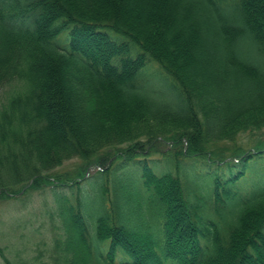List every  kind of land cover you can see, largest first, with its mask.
Returning a JSON list of instances; mask_svg holds the SVG:
<instances>
[{
	"label": "trees",
	"instance_id": "1",
	"mask_svg": "<svg viewBox=\"0 0 264 264\" xmlns=\"http://www.w3.org/2000/svg\"><path fill=\"white\" fill-rule=\"evenodd\" d=\"M0 91L18 264H264V0H0Z\"/></svg>",
	"mask_w": 264,
	"mask_h": 264
},
{
	"label": "rangeland",
	"instance_id": "2",
	"mask_svg": "<svg viewBox=\"0 0 264 264\" xmlns=\"http://www.w3.org/2000/svg\"><path fill=\"white\" fill-rule=\"evenodd\" d=\"M71 168L72 161L60 171ZM59 224L55 198L49 191L25 198L18 196L0 204V245L14 264L39 253L46 259L53 237L60 232ZM0 260L3 262L1 257Z\"/></svg>",
	"mask_w": 264,
	"mask_h": 264
}]
</instances>
